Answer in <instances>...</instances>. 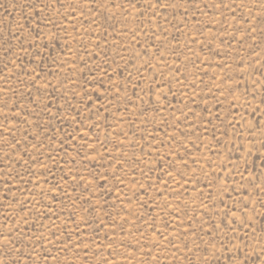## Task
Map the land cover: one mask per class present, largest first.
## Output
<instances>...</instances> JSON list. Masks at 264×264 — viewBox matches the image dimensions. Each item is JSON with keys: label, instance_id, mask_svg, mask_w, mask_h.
<instances>
[{"label": "rangeland", "instance_id": "1", "mask_svg": "<svg viewBox=\"0 0 264 264\" xmlns=\"http://www.w3.org/2000/svg\"><path fill=\"white\" fill-rule=\"evenodd\" d=\"M264 264V0H0V264Z\"/></svg>", "mask_w": 264, "mask_h": 264}, {"label": "snow or ice", "instance_id": "2", "mask_svg": "<svg viewBox=\"0 0 264 264\" xmlns=\"http://www.w3.org/2000/svg\"><path fill=\"white\" fill-rule=\"evenodd\" d=\"M240 264H243V261H241Z\"/></svg>", "mask_w": 264, "mask_h": 264}]
</instances>
